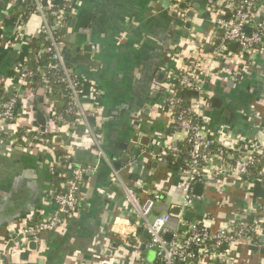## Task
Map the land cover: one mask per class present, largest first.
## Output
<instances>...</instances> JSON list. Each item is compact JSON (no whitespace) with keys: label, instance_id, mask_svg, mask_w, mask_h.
Instances as JSON below:
<instances>
[{"label":"crops","instance_id":"obj_1","mask_svg":"<svg viewBox=\"0 0 264 264\" xmlns=\"http://www.w3.org/2000/svg\"><path fill=\"white\" fill-rule=\"evenodd\" d=\"M41 1L50 9L62 0ZM220 2L73 0L59 31L65 29L62 49L83 86L82 107L94 112L86 125L58 123L53 90L43 84L16 83L43 20L30 14L17 38L16 0H0V96L16 90L20 100L16 122L0 128V264L156 263L126 187L141 200L154 192L163 196L152 215L179 208L185 175L170 169L165 143H182L183 136L165 133L170 127L158 105L169 81L192 61H199L201 88L190 105L206 117L204 129L214 139L229 132L239 138V150L259 145L264 157V52L248 55L232 43L220 55L205 50L222 43L212 18ZM258 7L248 30L264 15V0ZM31 129L55 135V145L46 137L32 144L26 136ZM141 136L148 137L146 145L136 143ZM75 166L87 168L76 211L37 241L17 234L52 216L54 197L65 190ZM201 185L200 194L192 189L198 196L192 219L208 216L215 229L258 220L255 237L233 244L226 264H264V178L227 176L220 186ZM167 226L174 230L176 222Z\"/></svg>","mask_w":264,"mask_h":264},{"label":"built area","instance_id":"obj_2","mask_svg":"<svg viewBox=\"0 0 264 264\" xmlns=\"http://www.w3.org/2000/svg\"><path fill=\"white\" fill-rule=\"evenodd\" d=\"M30 1L34 13H38L43 20L40 34L44 43L36 52L35 62L49 71L39 72L29 68L25 62L21 64L15 81L17 84L39 82L49 88V92L52 91V83L60 84L65 92L67 106L55 114V119L62 124L84 121L87 125V120L94 117V112L86 111L82 107L83 86L79 76L65 63L62 38L57 35V31L63 26L66 10L69 13L72 10L73 0H62L50 9L44 8L41 0ZM258 3V0H221L220 7L214 9L212 16L214 24L222 33V43L213 50L214 55L225 52L230 43L236 44L241 52L248 55L264 52V15L253 28L245 30L258 16ZM49 16L54 18L53 22L49 21ZM16 26V37L21 38L24 35L23 19L19 18ZM43 54L47 55L44 60ZM200 75L199 61L190 62L178 76L169 81L167 95L158 105L167 116L170 134L174 136L178 132L183 136L182 143L169 140L165 143L169 155H184L181 170L185 175V187L178 204V214L173 215L167 211L152 215L156 205L162 202L163 196L154 192L141 200L132 189L126 187V201L132 213L138 217L142 228L149 232L147 245L156 251L155 264H226L231 258L229 253L232 245L253 239L258 229V220L215 229L212 228L213 220L208 216L191 221L184 218V213L191 210L194 200L198 198L192 190L195 184L220 186L224 184L227 176L246 180L253 170H256L257 179L264 178V157L259 145H256L255 149L244 151L239 150V138L232 137L229 132H226V135L221 134L217 139L210 137L204 129L206 117L196 107H185L184 100L173 90L174 85H179L199 92ZM19 105V94L16 90L7 96H0V128L16 122ZM87 130L89 131L88 128ZM26 136L32 144L45 143V137L41 136L38 130H27ZM86 169L73 167L72 177L68 180L65 190L54 197L56 210L51 217L26 224L17 234L24 236L28 241H37L41 232L62 225L77 209V194ZM170 220L176 222L174 230L167 226ZM181 226H186V229L181 231ZM167 233L171 234L168 241L164 238Z\"/></svg>","mask_w":264,"mask_h":264},{"label":"trees","instance_id":"obj_3","mask_svg":"<svg viewBox=\"0 0 264 264\" xmlns=\"http://www.w3.org/2000/svg\"><path fill=\"white\" fill-rule=\"evenodd\" d=\"M263 0H258V2H262ZM35 11L32 8L31 5V1L30 0H16L15 3V12H14V18H16L17 20L19 18L23 19V21L27 20V17L34 13ZM69 14V11L66 10L65 12V17ZM50 22H53L54 18H52L51 16L48 17ZM57 35L60 36L61 38L63 37V33H61L60 31H57ZM222 37V33L220 31V36L219 38ZM44 40L42 37V34H40L39 36H37L36 38H31L29 41V45H30V53L28 56V66L31 69L37 70L39 72H48L49 70H47L46 68H43L42 65L37 64L35 62V56H36V52L43 46ZM220 44L219 41H217L213 47H211L209 49V47H207L205 50L207 51H213L218 45ZM64 53V52H63ZM47 55L43 54L42 59H46ZM65 63L67 64V66L71 67V60L70 59H65ZM180 74V73H179ZM52 94H51V99L54 102V108L56 110V113L63 111L66 108V104H67V100L64 96L65 92L63 87L60 84H56V83H52ZM173 90L175 91V93L180 96L184 102L183 105L189 106L191 103V100L193 98L196 97V95L198 94V92H196L195 90H190L187 88H183L179 85H174ZM9 95V94H8ZM170 130H166V134L169 132ZM46 138H48L49 140L52 141V145H55L54 142H56V140L54 139L55 135H44ZM58 155H61V152H58ZM168 162H169V167L171 170L173 171H179L181 170L182 166H183V161H184V155L179 156V157H174L172 155H168L167 156ZM264 161V159H263ZM250 180L253 179H257V174H256V170H253L251 173V176L249 177ZM134 219V218H133ZM137 232L138 234L141 233V227L137 228Z\"/></svg>","mask_w":264,"mask_h":264},{"label":"water","instance_id":"obj_4","mask_svg":"<svg viewBox=\"0 0 264 264\" xmlns=\"http://www.w3.org/2000/svg\"><path fill=\"white\" fill-rule=\"evenodd\" d=\"M181 7H184V5L182 4ZM192 16H193V13L191 12L190 17H192ZM246 30L248 31V28H246ZM61 32H65V29H62ZM231 46L234 47L235 44H232ZM64 57H65V59H67V58L69 57V54L66 53V54L64 55ZM135 139H137V138H135ZM135 141H136L137 144L146 145L147 142H148L149 140H148V137H146V136H141L140 139L135 140ZM139 153H140V150H139L138 148H135V149L133 150V154H135V155H139ZM128 160H129V156H128V155H125L124 158L122 159V161H124V162H128ZM115 168L118 169V168H119V165H118V164H115ZM202 189H203V186H202L201 184H196V185H194V192H195L196 194H200L201 191H202ZM178 212H179V208H178L177 206H172V207L170 208V213H171V214H173V215H177ZM184 218H185L186 220H188V221H191L192 218H193V212H192L191 210H190V211H186V212L184 213ZM185 229H186L185 226H182V227H181V230H182V231H184ZM143 236H144V238H146V239L149 238V232H148L147 230H145V229L143 230ZM170 237H171V234H170V233H167V234L164 235V238H165L167 241L170 240ZM31 244H33V242H32ZM31 244H30V245H31ZM143 246H144V244H142L141 247H143ZM155 253H156V252H155Z\"/></svg>","mask_w":264,"mask_h":264}]
</instances>
